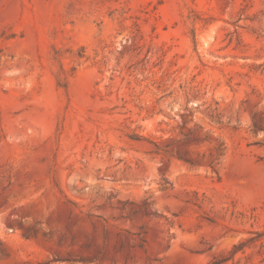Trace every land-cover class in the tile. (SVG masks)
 <instances>
[{
  "label": "rangeland",
  "instance_id": "rangeland-1",
  "mask_svg": "<svg viewBox=\"0 0 264 264\" xmlns=\"http://www.w3.org/2000/svg\"><path fill=\"white\" fill-rule=\"evenodd\" d=\"M0 264H264V0H0Z\"/></svg>",
  "mask_w": 264,
  "mask_h": 264
}]
</instances>
